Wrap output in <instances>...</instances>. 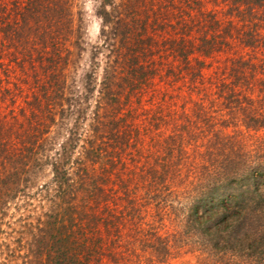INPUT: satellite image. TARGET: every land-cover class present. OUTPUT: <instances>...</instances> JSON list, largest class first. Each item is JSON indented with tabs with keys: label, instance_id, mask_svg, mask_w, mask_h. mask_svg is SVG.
Wrapping results in <instances>:
<instances>
[{
	"label": "trees",
	"instance_id": "obj_1",
	"mask_svg": "<svg viewBox=\"0 0 264 264\" xmlns=\"http://www.w3.org/2000/svg\"><path fill=\"white\" fill-rule=\"evenodd\" d=\"M154 1L101 12L115 59L73 128L57 119L69 0L13 1L3 31L37 90L0 116V264H264V0ZM157 78L190 99L156 101Z\"/></svg>",
	"mask_w": 264,
	"mask_h": 264
},
{
	"label": "rangeland",
	"instance_id": "obj_2",
	"mask_svg": "<svg viewBox=\"0 0 264 264\" xmlns=\"http://www.w3.org/2000/svg\"><path fill=\"white\" fill-rule=\"evenodd\" d=\"M13 1L14 0H0V80L5 81L2 87H4V85L7 87V72L10 75L9 81L12 82L10 87L13 88V91L6 92L4 89L1 90L0 87L1 118L8 117L6 115L11 113V110H14L19 114L22 107H27V101L34 99V90H37H31L29 87H32V85H29V82L27 85L23 83L21 84L20 78L23 79L24 76L18 65L15 63L17 61L14 54L16 49L10 47L3 31V29L5 30V22L9 21L11 15H13ZM127 2L128 0H69V9L72 13L75 34L71 37L73 44L68 46L69 53H66L67 62L66 65L63 66L64 70H62L64 74L63 81L66 84L61 90V96L63 99H59V104L62 105L65 113L63 112L62 118L59 109V112L57 113V119H63L64 122L68 124L69 128H73L76 119L80 120L82 126L89 125L90 116L95 106L94 96L97 95V92L92 95L91 93H88L87 89L91 88L93 90H99L100 82L104 76V70L107 67L109 58L113 57V59H115L111 53V49H113L111 45L115 44V40L111 39L110 41L105 42L106 37L104 34L111 28L106 26V23L101 17V12L105 9L112 13L115 9L119 8L124 9L125 11L126 5L123 4ZM154 3L156 4V0ZM157 4H159L158 0ZM137 6L140 7V4ZM209 8L212 10L215 7L211 4L209 5ZM216 10L219 12V17L222 18L224 16V13H222L223 6L216 7ZM193 31L195 32V29ZM195 35L199 38L197 32H195ZM168 37H170V34H166V38ZM197 42L199 43V40H196V43ZM228 56L226 54H216L214 60H208L207 62H212V64H210V68L205 69V77H211L214 70L226 65ZM174 61L181 65V59L179 57L170 58V62L174 63ZM165 62L167 63L166 59ZM25 78L27 77L25 76ZM27 80L30 81L31 78L29 77ZM188 87H190V84L184 86L182 82L171 86L168 85L164 79L161 81V79L157 78L153 90L158 93L156 101H160L162 95L159 92H162L167 93L168 95H175L176 97L179 95V97L176 98V101L181 105L184 101L190 99ZM152 94L153 92L151 91L149 95L144 97L146 107L150 106L148 99H150ZM198 98V95L194 93L193 99ZM82 114L84 116L87 114L89 118L84 119ZM81 117H83V119ZM66 135L65 132L64 134H61L59 143L63 141L64 136L67 137ZM57 149H60L59 146ZM50 169L51 168L48 167L46 170V173L48 174L47 178H45L46 181H49L50 179ZM17 203L21 204L22 202L16 200L15 204ZM36 204L37 202H35V205ZM27 209L28 210L25 214L28 215L30 209L29 207ZM11 214H14L13 210L11 211ZM14 215H17V217L19 216L17 213ZM200 258L197 253H187L182 257L171 261L170 264H202Z\"/></svg>",
	"mask_w": 264,
	"mask_h": 264
}]
</instances>
